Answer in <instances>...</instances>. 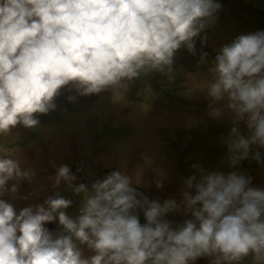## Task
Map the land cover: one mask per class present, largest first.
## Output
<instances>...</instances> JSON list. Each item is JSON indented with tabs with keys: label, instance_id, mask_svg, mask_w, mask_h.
<instances>
[{
	"label": "clouds",
	"instance_id": "9594fccd",
	"mask_svg": "<svg viewBox=\"0 0 264 264\" xmlns=\"http://www.w3.org/2000/svg\"><path fill=\"white\" fill-rule=\"evenodd\" d=\"M221 8V0H0V137L37 128L61 96L75 103L128 89L168 71L182 48L197 55ZM208 57L199 51L198 65ZM209 71L208 114L231 120L226 169L194 162L178 195L160 199L119 167L89 184L79 166L53 160L56 190L18 206L30 199L21 187L32 173L0 154V264H264V185L238 167L264 165V29L223 43ZM166 176L157 170V189ZM62 184L81 197L75 212Z\"/></svg>",
	"mask_w": 264,
	"mask_h": 264
},
{
	"label": "rangeland",
	"instance_id": "374dc122",
	"mask_svg": "<svg viewBox=\"0 0 264 264\" xmlns=\"http://www.w3.org/2000/svg\"><path fill=\"white\" fill-rule=\"evenodd\" d=\"M221 3L216 23L206 30L207 44L202 46L198 38L197 55L182 48L168 71L143 76L128 89L79 97L75 103L64 96L58 98L59 106L66 102L62 106L66 113L61 114L59 121L53 120L55 111L44 114L41 136L32 142L30 154L23 158L21 153L17 157L12 155L32 173L30 182H41L42 189L38 185L41 200L56 190L49 179L55 171L53 160L70 163L73 170L79 166V175L89 184L111 167H119L148 195L160 199L178 195L182 177L195 171L191 167L194 162H202L209 168H227L223 159L227 146L222 141L231 120L227 116L216 120L208 114L207 87L212 79L209 69L223 43L240 33L264 29V0H221ZM201 50L209 53L208 63L198 65ZM56 111L59 112V107ZM241 128L247 131L243 124ZM40 161L37 172L34 165ZM238 167L254 177V184L264 185V165L248 159ZM159 169L167 174L164 189L155 187ZM59 190L75 200L70 209L75 212L81 197L63 184ZM35 201L19 199L18 206ZM173 219L179 221L183 216L174 214ZM49 226L56 227L51 222ZM198 264H208V260L201 258Z\"/></svg>",
	"mask_w": 264,
	"mask_h": 264
},
{
	"label": "flooded vegetation",
	"instance_id": "af4514ba",
	"mask_svg": "<svg viewBox=\"0 0 264 264\" xmlns=\"http://www.w3.org/2000/svg\"><path fill=\"white\" fill-rule=\"evenodd\" d=\"M66 102H63L61 106H59V112L54 110V118L53 120H58L63 116L61 114L66 113V109L62 108V106ZM70 103H68L69 105ZM69 107H72L70 104ZM68 109V108H67ZM66 110V111H65ZM69 111V110H68ZM53 113V112H52ZM53 120H49L50 122ZM43 124H44V114H41V124L35 128V129H25L23 131H17L16 129L3 137H0V154H7V155H13L14 157L18 156V153L22 154L23 157H27L28 154L31 152V144L34 140L39 138L41 136V132L43 130ZM16 150H20L21 152H16ZM29 150V151H27ZM13 151H15L13 153ZM24 152V153H23ZM13 153V154H12ZM18 159V158H17ZM42 164V161L36 163L35 170L38 172V166ZM33 166V167H34ZM41 187V182H24L21 187V193L29 195V200H36L39 198L41 200V191H39V186ZM42 189V187H41ZM37 191L40 192V194H37ZM16 203L18 205L19 199L16 200Z\"/></svg>",
	"mask_w": 264,
	"mask_h": 264
},
{
	"label": "trees",
	"instance_id": "16d2710c",
	"mask_svg": "<svg viewBox=\"0 0 264 264\" xmlns=\"http://www.w3.org/2000/svg\"><path fill=\"white\" fill-rule=\"evenodd\" d=\"M252 21L254 22L255 20L253 19Z\"/></svg>",
	"mask_w": 264,
	"mask_h": 264
}]
</instances>
